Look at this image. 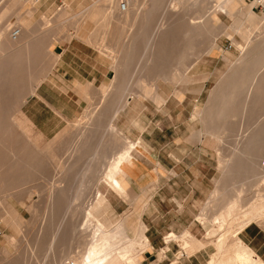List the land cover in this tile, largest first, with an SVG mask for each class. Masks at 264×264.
<instances>
[{
    "label": "bare ground",
    "instance_id": "bare-ground-1",
    "mask_svg": "<svg viewBox=\"0 0 264 264\" xmlns=\"http://www.w3.org/2000/svg\"><path fill=\"white\" fill-rule=\"evenodd\" d=\"M16 1L10 0L11 4L0 14V112H13L24 95L34 90L44 72L36 63L38 36H43L37 28L39 24L28 26L27 20H23L13 27L9 21L8 10ZM242 2L243 6L236 10L235 0H144L141 6L139 0H95L69 23L71 28L78 29L86 20L101 19L96 24V31L102 32V44L110 35L109 25L113 20L116 28L122 31L129 21L128 25L132 26L129 34L125 33L123 39L118 38L120 40L116 39L114 43L115 51L120 55H111L118 63L120 80L101 88L104 102L96 114L85 116L68 132L69 137L63 131L57 138L63 140L62 149L67 150L68 156L64 161L55 162L62 178L55 180L57 184L50 189L46 188L41 205L43 225L31 241L38 251L45 249L46 264H137L149 244L144 225H140L134 236L124 215L107 224L98 214L103 206L111 211V204L97 184L103 183L107 190L128 196L123 172L126 166H134V151L146 155L147 151L141 136L126 137L111 122L128 105L124 98L126 93L133 92L138 100L150 98L156 103L167 102L153 80L161 77L169 84L192 81L198 71H189L190 59L211 53L214 36L225 28L216 24L218 15L231 17L230 26L242 37L244 44L233 41L239 50L238 57L235 62H227L228 70L212 88L205 107L195 109L203 118L201 131L216 139L220 156L218 186L202 209H211L212 213L207 217L202 212L199 217L202 223L208 218L212 228L205 237L215 241V253L205 264H262L255 251L237 238V233L256 223L254 221L264 223V20L259 25L254 23L257 14L252 11L253 3ZM39 17V21L44 19L43 14ZM238 17H243L244 21L239 22ZM65 26L48 24L43 29L44 36L53 37L49 42L54 41V36L67 31ZM105 49L108 52L109 46ZM224 59L227 58L224 56ZM235 116H241L242 121L233 120ZM10 122L0 119V137L6 133L3 126L9 128ZM133 127L138 133L143 131L139 121L133 122ZM230 129L241 131L229 136L225 131ZM96 134L97 145L94 144ZM191 137L200 140L198 135ZM52 143L39 150L35 148L39 152L36 154H13V168L9 173L26 176L35 172L42 176L45 162L55 155L52 147L56 145ZM223 146H227V150L223 151ZM43 152L50 154L42 156ZM64 178L69 182L67 185L61 184ZM5 180L8 189L12 180L0 182ZM4 212L9 214L7 210ZM67 212L70 219L65 221ZM74 235L83 247L67 260L71 254L65 250H72L65 248L73 247L68 243ZM164 240L166 243L179 241L173 232ZM180 240L181 248L190 253L188 241ZM16 258L8 259L5 264H25V260Z\"/></svg>",
    "mask_w": 264,
    "mask_h": 264
},
{
    "label": "rangeland",
    "instance_id": "rangeland-1",
    "mask_svg": "<svg viewBox=\"0 0 264 264\" xmlns=\"http://www.w3.org/2000/svg\"><path fill=\"white\" fill-rule=\"evenodd\" d=\"M94 1L93 0H17L12 6H10L8 10L10 13L9 21L12 23L13 27H17L18 24L22 23L23 20H27L28 26H34L36 24L37 25L39 24L40 27L38 25L37 28L43 30L46 27V25L54 23V21L59 16H61L60 17L62 19L61 25H63L64 27L66 24L67 28L65 29L67 31L70 29L69 31L72 32L74 31L75 28H71L69 26V22L76 16L77 13L82 12L83 8L85 10ZM242 1L246 3H252V0H242ZM242 1L235 0L234 7L236 10L240 9L243 6L244 3ZM143 2L144 0H139V5L141 6ZM9 4H11L10 0H0V14L5 11L6 7ZM252 11L255 14H257L256 20L254 19V23L256 22V24L259 25L264 20V7L261 9V8H255V6L252 5ZM41 14L44 15V19L42 21H39L40 18L39 16ZM238 18H239V22L244 21L243 17H238ZM231 21H232L231 17L229 18L226 15H218L216 24H222L225 26V28L223 30L218 31L216 33L217 35L214 36L213 38L214 48L212 49L211 53L202 54L196 60L193 57L190 59L189 64L191 65L189 66L190 67L189 71L190 72L198 71V74L192 79V81L186 82L187 84L186 83L169 84L168 82L161 79V77H158L157 79L153 80L155 86H157L160 93L162 92L167 102L161 101L159 103H156L154 100L150 98H144V99H140L143 101H137L135 103L132 101L133 100L136 101V95L133 92H129L126 93V97L124 96V98H126L128 102L131 101L132 104L135 103V106L131 114L129 115L132 118L130 119V117H128L127 119L128 121L130 120L129 125H127L126 127L123 124H116L117 120L121 121L116 118L112 120L113 127L119 129L124 136L132 137L133 133L134 134L138 133L136 131L137 129L131 128L132 121L142 116V121L145 124V127L141 134V138L146 146L147 154H149L151 158L146 154H140L139 152H135V151H134V155L136 159L144 165L145 170H150L154 174L168 173L167 170L169 168H172V166L174 165V162L171 160V158H169L168 154L171 152L173 148H175V146L177 145L176 143H186L192 145V151L190 152V154H194L192 158L201 159L200 162H197V165L199 166L205 165L206 167L203 168V174L208 175V178H204L203 183L197 184L199 185L200 187L199 189L201 191L194 193L193 196L192 194L190 195V198H192L193 200L186 207L187 213L183 214L185 215L184 218L186 219V222L181 221L184 220V218L181 217L182 216L181 212L183 211V208L179 203L181 202L179 200L180 198H176L178 196H175L172 191H170L169 194L170 196L163 195L166 199L165 202L162 203L161 207L159 208V210L161 211V215L159 216L161 217L156 218L157 214H155L154 216L150 215L148 216L147 221L150 226H153L154 224H160V228L171 227L170 231H174L175 234L178 235L179 241L176 242L171 241L169 243H166L164 241V237L170 232L169 231L165 232V234H163L161 238V240L165 242L164 245L159 248L155 247V249H152V247L149 246V250H151V252L153 253H149V254L146 253L148 255V258L145 260H142V258H144V254H142L141 257L138 259L137 264H157V261L159 260H161L160 264H170L171 261L163 259L165 256H168V253H165L167 250H169V253L176 254L174 256V261L172 260L173 264L175 262H177V264H180L179 263L180 261L185 260L186 256L180 253L181 251L180 238L186 237V235L189 234L190 231L188 230V228H185L187 229L186 231L182 232L181 234H178L179 233L178 230L180 228H183V226L186 227L187 225H189L188 221L192 219V216L194 218H197L200 209H203L205 207L210 194L218 186L216 182V178L218 177L219 174L218 163L220 156L217 153V141L211 135L205 134L204 132L201 131L202 127H204L203 118L201 117L200 113L195 112V109L205 107L204 105H206L207 103L212 88L216 83H218L221 80L222 75L228 70L227 62L228 61L235 62V58L238 57L239 50L237 49L233 41H236L240 44H244L242 37L230 26ZM129 23L130 21L126 24L124 31H122L121 29L120 30L117 29L116 23L114 22L110 23L109 25L110 35L106 40L107 42L105 43V46L108 47L109 45L106 44L109 43L110 46L112 47L111 49L109 47L107 52L105 46L104 45L102 46L101 44V49L102 50L105 49L104 51H106V53L110 52L109 53L110 55L115 54L119 56L120 52L115 51L116 49L114 43L116 39L117 41H119L121 38L123 39L126 36L125 33L129 34L130 27L132 26V25L129 26L128 25ZM87 26L89 25L88 24L85 25L84 29L89 30L90 27L88 28ZM47 50H48V46L47 47L42 46L43 52ZM224 56L227 59H224ZM41 57L46 59L49 58V55L43 53ZM109 62L110 65L112 66L110 59ZM117 64L115 63V67L117 66ZM111 69L113 71H111L110 77L111 78L113 77L112 84H114V82L116 83L120 79H118L119 74L117 71V67L116 70H114L112 67ZM177 92L180 93V96L177 95ZM27 94L28 93L24 95V98L26 97ZM24 98L22 100H24ZM97 100L98 98L95 97L93 105L95 104V102H97ZM21 102L22 101H20V103ZM87 107L88 106H86L85 109ZM84 110L82 114L84 113ZM14 111L0 112V119L2 122L5 120L11 121L10 122L11 126L9 128L3 126V129L6 130V133L0 137V139L2 140L0 144V180L3 179H7V181L12 180L9 181L10 183L8 189L6 188L7 185L6 180L5 182L3 181V183L0 182V190H1L0 191L1 192L0 193V203H1L0 204V264H5L7 260L11 259L12 257H17L16 259H20V261L25 260L26 261L25 264H46L47 262L44 260L45 249L42 251H38L37 247L33 246L31 241H32V237L37 235L39 229L43 225V219L41 215L42 213L41 205L46 195V188L50 189L51 187H53V184L54 185L57 184L58 181L55 180L62 178V176H60L56 168L55 162L57 161L59 162L62 160L64 161L65 158H67L68 156V152L67 150L62 149L63 140L58 141L57 139L59 137L58 134L55 137L53 136L54 138L52 137L53 139L49 142L51 144L55 139V142H53L52 145L53 146L56 145V146L52 147L51 145V147H52V154H55L56 157L54 158L55 156L54 155L51 159L48 160L49 162L45 160L46 167H44L45 169L44 168L42 169L43 170L42 176L41 174L39 176V174L35 172H32L30 175H26V176H20L17 173L12 175L11 173H9V171L13 168L11 166L13 154H17L20 156L33 154V152H35L34 154H36L39 153L37 150L42 149L45 146L49 145L48 143L42 148L41 147L38 148L31 140V138H29L28 135L24 134L22 129L19 127L17 121L13 118ZM91 113L96 114L97 112L94 110L86 111L84 116L78 120L76 125L80 123V121H82V119H84L85 116L91 115ZM2 114L3 117H1ZM120 115L123 116L122 113ZM232 119L239 120L240 122L241 116H235ZM101 122H103V118H101ZM102 125L103 123L101 124L100 129H102L101 128ZM124 130H127L129 133L128 132L125 133ZM238 130L240 129H234V130L230 129V130H226L225 133L229 134L230 136L231 135L230 133H236ZM64 131L67 132L65 136L69 137L67 135L68 132L71 131V129ZM201 132L203 133V135ZM195 133L196 135H198V140L200 139L199 141H195L191 138V135H194ZM31 134L32 136L35 137V133L33 130H31ZM66 137L64 138L63 136V139H66ZM96 138H97V134L95 135V139H94L95 141L94 144L97 145ZM49 139L44 138V140H49ZM60 143H61L60 145L61 147L59 146ZM57 145L61 148V149L59 148L60 151ZM223 147H224L223 151L227 150L228 148L227 146H223ZM199 148H202V152L199 151ZM200 153L202 154V158L199 157ZM46 154H47L46 152H43L42 156H45ZM48 154H50V152ZM157 155H159V159ZM52 159L54 160L52 161ZM160 160H162L163 162L162 161L160 162ZM35 163L36 162L33 163L34 166ZM166 165L169 168L166 169V167H164ZM133 171L127 170L124 173L126 180L127 177H129ZM94 177L95 176H93L92 178L94 179ZM19 179L21 180L24 179L29 181L17 182L16 180ZM64 180L65 181L61 184L67 185L69 182L66 180V178H64ZM94 184L95 182H93V187ZM178 184L180 185L178 187L176 184H174L176 188L175 191H179L178 194L180 195V197H182L187 193L186 187L189 184L188 183L185 184L178 183ZM2 186H4L5 188L3 187L1 189ZM18 187L21 189H19ZM146 187L147 188H145L140 194H137L133 188L131 187L129 188L128 196L130 198L133 199L136 196L137 197L142 196V200H141L142 202L140 208L138 207L136 208L138 209L137 212L134 209L133 202L126 200L125 197H122L113 191L107 190V187L103 183H98L97 188L101 192L106 193V197L108 198L111 204V211H109L106 207L103 206L100 208L101 212L100 214H98V216L102 217V219H106V223L110 224V223H114L116 218L121 217L125 213L128 214L130 212L131 215L130 221H134L136 215L134 216L132 212L135 211L134 213H139V215L141 216V220L147 225V222L143 217L144 216L143 213L144 210L146 209V206L149 203L151 204V202L153 201L152 196L156 191V183L150 181V183H148ZM15 188L17 190H15ZM24 188L25 190H23ZM31 188L33 189L35 188V189L33 190ZM87 199L89 200V198ZM155 202L156 200H154V203ZM140 209H142L143 211L140 212ZM149 209L150 208L146 209V211L147 210L149 211ZM5 210H7L9 214H5L4 212ZM210 210L211 209L205 211L202 210V212H205L206 216L209 217L210 213H212ZM68 212L66 213L67 215H65L66 216L65 221L70 219V215L68 214ZM200 217L202 216L200 215ZM158 219H160V221H158ZM197 220L199 222H202L199 220V218H197ZM198 221H195L193 223L195 224L194 225L195 227L193 228L196 229L197 232H194L195 234L192 232L191 233L195 237L202 239L206 232L205 229L208 231L209 229L212 228V226L208 218L204 219L203 222L206 221L204 226ZM254 222L256 223H252L250 224V226L264 229V223L262 222L260 223V221H254ZM127 225H129L128 221H127ZM146 235L148 238H150L152 235H154V233L152 231H149L148 233H146ZM75 236L76 235H74V237ZM74 237L73 240L72 238H70L71 240L69 239V243H68L69 246H73V247L68 248V246L66 245L67 248H65L68 250L69 249L72 250V251L69 250L70 252L65 250L66 253L68 252V254L69 253L71 254V255L69 254L71 258L69 256L67 260L72 259V256L78 253V249L80 250V248L83 247L82 243H78L79 241L77 237H75L76 240L74 239ZM208 240L209 242H212L211 243L212 245L197 250L199 251L197 253L200 254L201 256L199 257V261L196 260L195 262H193L194 264H204L206 260L209 258V256L215 253L214 239L210 238ZM70 241L73 242L71 243ZM155 241H157V239H155ZM76 243L78 246L76 245ZM154 243L156 244L157 242ZM27 244H28V248H27ZM67 260L65 261L66 263Z\"/></svg>",
    "mask_w": 264,
    "mask_h": 264
},
{
    "label": "crops",
    "instance_id": "crops-1",
    "mask_svg": "<svg viewBox=\"0 0 264 264\" xmlns=\"http://www.w3.org/2000/svg\"><path fill=\"white\" fill-rule=\"evenodd\" d=\"M60 17L61 16H59L54 21V23L51 24L52 27H59L61 25L62 19ZM76 18L77 17L75 16L70 22H73ZM100 22L101 19L99 18L93 21L86 20L83 23L89 25L87 26L88 28L90 27L89 30L84 29L85 26L83 24L82 26H80V28L74 29V31L72 32L68 30L66 32L58 33L56 36H54V41L51 42H49V39H53V37L47 38V36H44L46 33L43 32L44 30H41L43 36H38L40 38V42L36 46L38 53L36 63L39 66V69L43 70L44 72L39 82L34 87V90L26 95L24 100H22L17 109L14 111L13 115V118L17 121L24 134L28 135L38 148H42L43 146L47 145L55 136H57L64 130L72 128L74 129L76 123L80 118L84 116L86 111H99L101 104H103L104 102L103 94H100L102 93L100 92L101 87L109 86L112 84L113 77L111 78L110 74L113 70L111 69V67L114 70H116V67L111 55L101 49L102 42L100 40L102 37V32L96 31V24H99ZM113 22H115V20H113ZM105 43L102 44V46L105 45ZM108 45L110 48L112 47L109 43ZM42 46H48V50L43 52ZM43 53L48 54L49 58H42L41 55H43ZM109 59L111 60L112 66L110 65ZM95 97L98 98V104L97 102H95V104L93 105ZM106 101L107 100H105V102ZM137 101L143 100L137 99L136 101L133 100L132 102L136 103ZM110 102L111 100L108 101V103ZM130 103L131 101L128 102V107L126 106L119 112V114L114 116L116 119L121 120H117L116 124H123L126 127L127 125H129L130 120L128 121L127 119L128 117H130V119L132 118L129 115L131 114L135 106V103ZM86 106L88 107L85 109ZM83 110L84 113L82 114ZM121 113L123 114V116L120 115ZM135 121H139L144 129L145 124L142 121V116L132 121L131 128L133 129H136L133 127V122ZM31 130L34 131L35 137L32 136ZM136 131L138 132V130ZM124 132L126 133L128 131L124 130ZM142 132L134 134L132 131L133 134L130 138L135 139L137 136H141ZM194 135H196V133ZM44 138L51 139L44 140ZM176 144L177 145L175 146V148H173L168 154L169 158H171V160L174 162V165L172 166V168H169L167 165L164 166L166 167V169H170L167 170L168 173L154 174L150 170H145L144 165L137 159L133 167L126 166L123 172L122 179L127 193H129V188L131 187L136 191L137 194H140L145 188H147L146 185L150 183V181L156 183V191L152 196L153 201L151 202V204L149 203L150 206L148 203V205L146 206V209H150L149 211H146L145 209L143 213V217L145 218L147 225L141 220V216L139 215V213H134L135 211L132 212L134 216L136 215L134 221H130V212L128 214H124V216H126L127 218L130 231L134 234V236L139 231L140 225H144V234L149 244L146 247L145 252L143 253L144 258H142V260L148 258V255L146 253H153L151 252V250H149V246H151L152 249H155V247H162L165 243L161 240L162 235L168 231L174 232L170 231L171 227L160 228V224H154L153 226H150L147 221L148 216L150 215L154 216L155 214H157L156 218L161 217L159 216L161 215V211L159 210V208L166 199L163 195H169L170 191H172L175 196H178L176 198H180L179 200L181 202L179 203L183 208L181 217L184 218L185 215L183 214L187 213L186 207L193 200L192 198H190V195L192 194L193 196L194 193L201 191L199 189V185L197 184L203 183L204 178H208L207 174H203V168H205L206 166L197 165V162H200L201 159L192 158L194 154H190V152L192 151V145L186 143ZM143 146L146 150L144 142ZM199 151L202 152V148H199ZM147 156L151 158L149 154H147ZM157 156L159 159V155ZM199 157L202 158L201 153L199 154ZM161 161L162 160H160V162ZM127 170L135 171H133L126 180L124 173ZM95 180L96 178L94 177L93 181ZM178 183L189 184L186 187L187 193L182 197H180V195L178 194L179 191H175L176 188L174 184H176L178 187L180 186ZM124 197H127L126 200L134 203V209L136 211L138 210L136 209L137 207L140 208L142 196H136L133 199L129 196ZM154 200H156L155 203ZM141 211L143 210L140 209V212ZM201 212L202 209H200L197 218L200 217V215L202 214ZM197 218H194L192 216V219L188 221L189 225H187L186 227L183 226V228H180L178 230V234H181L182 232L187 230L185 228H188L190 233L182 239H186L189 244L188 246L192 249L190 253H187L184 248L182 249L180 247V253L186 256L185 260L179 262L180 264H194L193 262H195L196 260L199 261V257L201 256L197 253L199 252L197 250L212 245V242H209V240L206 239L205 235L202 239H199L192 234L194 232H197V230L193 228L195 227V224L193 223L195 221H198ZM158 221H160V219H158ZM181 221L186 222V219L184 218V220ZM199 223H201L203 226L205 224V222ZM149 231H152L154 233V235H152L150 238H148L146 235V233H148ZM205 231L206 234L207 230L205 229ZM237 238L242 240V242L253 249L259 256L262 264H264V229L256 228L254 226H250L249 224V226L247 225L245 228L239 231V233H237ZM155 239H157V241H155ZM154 242L157 243L155 244ZM165 253H168V256H165L163 259L169 260L171 261L170 264H173L172 260L174 261V256L176 254L169 253V250H167ZM160 263L161 260L157 261V264ZM174 264H177V262H175Z\"/></svg>",
    "mask_w": 264,
    "mask_h": 264
},
{
    "label": "built area",
    "instance_id": "built-area-1",
    "mask_svg": "<svg viewBox=\"0 0 264 264\" xmlns=\"http://www.w3.org/2000/svg\"><path fill=\"white\" fill-rule=\"evenodd\" d=\"M253 5L255 8H263L264 7V0H252Z\"/></svg>",
    "mask_w": 264,
    "mask_h": 264
}]
</instances>
